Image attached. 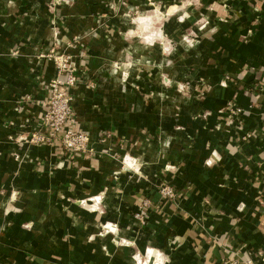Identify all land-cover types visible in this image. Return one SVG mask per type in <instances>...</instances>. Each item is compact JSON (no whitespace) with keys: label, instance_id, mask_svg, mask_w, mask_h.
<instances>
[{"label":"crops","instance_id":"1","mask_svg":"<svg viewBox=\"0 0 264 264\" xmlns=\"http://www.w3.org/2000/svg\"><path fill=\"white\" fill-rule=\"evenodd\" d=\"M180 1L0 0V264H264V0ZM74 40L87 156L23 140Z\"/></svg>","mask_w":264,"mask_h":264},{"label":"built area","instance_id":"2","mask_svg":"<svg viewBox=\"0 0 264 264\" xmlns=\"http://www.w3.org/2000/svg\"><path fill=\"white\" fill-rule=\"evenodd\" d=\"M76 43L75 40L69 41L66 48L72 47ZM49 50L47 55L53 60L57 74L47 82L49 94L42 102L39 119L36 121L37 123L34 122L35 128L23 140L33 144L59 145L69 153L93 155L97 152V148L94 146L92 136L87 131L73 125L75 118L71 89L79 82V58L74 57V54L68 50L61 51L55 47ZM238 111L240 110L238 109ZM105 140V136L101 135L99 142L103 143ZM160 191L169 198L177 196L176 190L169 185H162ZM149 204V200L144 199L138 211L135 212V217L141 225L145 223V211ZM106 226L107 229L116 228L115 223H107ZM224 264H255V262L253 258H232L226 260Z\"/></svg>","mask_w":264,"mask_h":264},{"label":"rangeland","instance_id":"3","mask_svg":"<svg viewBox=\"0 0 264 264\" xmlns=\"http://www.w3.org/2000/svg\"><path fill=\"white\" fill-rule=\"evenodd\" d=\"M180 2L182 3V5H185L186 8L187 7H191L193 5H200V3H199L198 0H181ZM164 13H165V11H164ZM137 14H138V16H143L142 19L148 20L149 22H152L151 20H153L154 23H155V21H156V23L157 22H161L162 17H164V15L162 16L161 11H159L157 9H154L153 7L151 9H149V10H145V11H143L141 13H137ZM201 18H202V22L198 26V29L201 28L200 30L206 28V25L207 24L205 22H206V20H209L210 19L209 16H206V15H202ZM193 29L187 30L186 32L182 33L180 35V37H179V40L180 41H183L184 44H187L188 46H190V45L193 46L196 43V41L198 40V38H199L198 34L195 33V31H193ZM153 31H154V34H157V32L155 33V31H157V27L156 26L153 27ZM186 37H187V39H186ZM177 40L176 39H173V38L168 39L169 45L176 43L175 41H177ZM189 41H192V43L189 44ZM169 45H168V47H169ZM53 47H55V46H53ZM56 49L57 50H61V51L67 50V48L66 49H63V50L62 49H58V48H56ZM49 51L50 50H48V52L46 53V56L47 57H48L47 54L49 53ZM48 58L51 59L50 57H48ZM125 62H128V60H125ZM118 66H119L118 64L117 65L115 64V67H118ZM78 75H79V71H78ZM121 77H122L121 80L128 81V74H124L123 73V74H121ZM158 78H159L160 81L163 80V84L165 86H168L169 84H173L176 87L177 91L180 92L182 95H185L186 96V95H188L190 93H193V90H194L193 87H194V85L191 82L190 83H188V82H183L182 83V82H179L177 80H174V82H172V80L170 79V77L167 76V75H165V76L164 75H158ZM197 83L198 84L195 87H197V89H198V87H200V89H201V91H198L197 92L199 96L202 95V93H203L202 91H204V90L206 91V90H208V89L211 88L206 81H198ZM90 85L92 87L94 86L93 83L90 84ZM136 87H139V86L137 85Z\"/></svg>","mask_w":264,"mask_h":264},{"label":"clouds","instance_id":"4","mask_svg":"<svg viewBox=\"0 0 264 264\" xmlns=\"http://www.w3.org/2000/svg\"><path fill=\"white\" fill-rule=\"evenodd\" d=\"M183 6H185V5H181V7H183ZM176 7H177L176 5H172V6H170V7H169V12L175 11V10H176ZM210 7H216V5L213 4V5H211ZM221 12H223V9H221ZM186 15H188L187 12H185L184 15L180 16L179 19H180V20H183L184 17H185ZM221 19H223V16H221ZM130 35H131V33H130ZM186 39H187V37H186ZM191 43H192V41H189V44H191ZM168 50H169V49H168L167 47H165L164 51H165V52H168ZM115 70H116V69L114 68L113 71H115Z\"/></svg>","mask_w":264,"mask_h":264},{"label":"snow or ice","instance_id":"5","mask_svg":"<svg viewBox=\"0 0 264 264\" xmlns=\"http://www.w3.org/2000/svg\"><path fill=\"white\" fill-rule=\"evenodd\" d=\"M97 199H99V198H97ZM113 231H115V229H113ZM149 251H151V249H149Z\"/></svg>","mask_w":264,"mask_h":264},{"label":"bare ground","instance_id":"6","mask_svg":"<svg viewBox=\"0 0 264 264\" xmlns=\"http://www.w3.org/2000/svg\"><path fill=\"white\" fill-rule=\"evenodd\" d=\"M156 264V263H155Z\"/></svg>","mask_w":264,"mask_h":264}]
</instances>
